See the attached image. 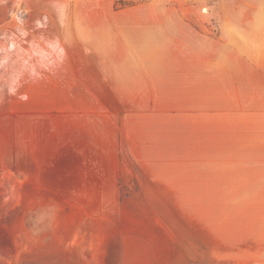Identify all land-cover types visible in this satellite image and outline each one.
Listing matches in <instances>:
<instances>
[{
	"label": "rangeland",
	"instance_id": "374dc122",
	"mask_svg": "<svg viewBox=\"0 0 264 264\" xmlns=\"http://www.w3.org/2000/svg\"><path fill=\"white\" fill-rule=\"evenodd\" d=\"M208 1L241 0H115L163 27L135 52L0 2V264H216L237 165L225 102L203 96ZM131 54L153 65L97 63Z\"/></svg>",
	"mask_w": 264,
	"mask_h": 264
},
{
	"label": "crops",
	"instance_id": "0c3cea01",
	"mask_svg": "<svg viewBox=\"0 0 264 264\" xmlns=\"http://www.w3.org/2000/svg\"><path fill=\"white\" fill-rule=\"evenodd\" d=\"M0 2H23L26 8L34 6V2L40 3L43 10L36 12L37 15L49 20L42 25L63 34L70 30L73 39L79 41L82 33H93L88 43L93 50H148V45L157 42L163 29L160 21L155 20L156 12L117 9L115 0ZM51 4H57L58 8L51 10L54 7ZM218 4L219 9L211 10L208 1V10L200 13L205 52L203 96L206 99V91L209 94L212 89L218 106L221 100L225 102L226 120L232 121L225 126L234 133L232 144L231 140L227 141L233 147L228 148L224 159L235 163L237 171L233 231L223 230L220 220L217 222L213 243L225 249H219L215 262L264 264V0H241L236 10L220 9L221 2ZM95 34L101 38H93ZM131 56L128 60L110 58L97 63L139 68L153 65L135 54Z\"/></svg>",
	"mask_w": 264,
	"mask_h": 264
},
{
	"label": "clouds",
	"instance_id": "9594fccd",
	"mask_svg": "<svg viewBox=\"0 0 264 264\" xmlns=\"http://www.w3.org/2000/svg\"><path fill=\"white\" fill-rule=\"evenodd\" d=\"M39 230H37V232H38Z\"/></svg>",
	"mask_w": 264,
	"mask_h": 264
}]
</instances>
